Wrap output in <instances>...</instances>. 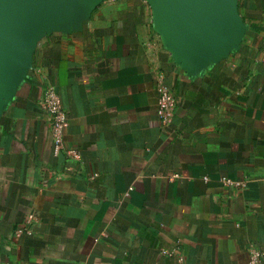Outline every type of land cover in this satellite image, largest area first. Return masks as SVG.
I'll list each match as a JSON object with an SVG mask.
<instances>
[{"label":"crops","instance_id":"crops-1","mask_svg":"<svg viewBox=\"0 0 264 264\" xmlns=\"http://www.w3.org/2000/svg\"><path fill=\"white\" fill-rule=\"evenodd\" d=\"M235 9L199 59L151 0H99L29 43L0 80V264H264V0ZM47 86L77 158L55 152Z\"/></svg>","mask_w":264,"mask_h":264},{"label":"water","instance_id":"water-1","mask_svg":"<svg viewBox=\"0 0 264 264\" xmlns=\"http://www.w3.org/2000/svg\"><path fill=\"white\" fill-rule=\"evenodd\" d=\"M99 0H0V80L56 18L84 17ZM179 55L199 59L238 30L236 0H151Z\"/></svg>","mask_w":264,"mask_h":264},{"label":"built area","instance_id":"built-area-1","mask_svg":"<svg viewBox=\"0 0 264 264\" xmlns=\"http://www.w3.org/2000/svg\"><path fill=\"white\" fill-rule=\"evenodd\" d=\"M156 89L158 92L157 114L161 122L168 124L176 109V98L171 87L162 80L158 82ZM39 106L47 116L55 152L64 150L68 159L77 158V150L65 146L64 137L69 121L66 111L62 106L60 96L53 86H47L43 90L39 100ZM223 182L228 183L230 180L224 178ZM23 232H29L28 226H23L15 230V233L18 235Z\"/></svg>","mask_w":264,"mask_h":264}]
</instances>
